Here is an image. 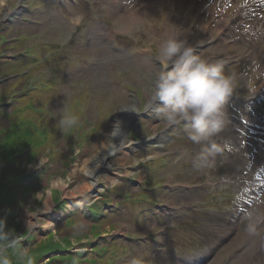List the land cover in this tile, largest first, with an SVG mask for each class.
<instances>
[{
  "label": "rangeland",
  "instance_id": "rangeland-1",
  "mask_svg": "<svg viewBox=\"0 0 264 264\" xmlns=\"http://www.w3.org/2000/svg\"><path fill=\"white\" fill-rule=\"evenodd\" d=\"M14 1L0 0V23L9 9V6L3 3L10 4ZM130 3L131 1L123 0V11L130 10ZM46 5L49 7H45V10H43V3H40L38 5L40 8L33 7L29 12L31 16L43 20V25L27 29L26 27H29L27 23H22L24 25L21 26L19 22H10L12 25L4 30L6 37L11 38L24 29L30 34L28 42L40 48L44 45H55L53 49L43 54L36 49L35 54L42 58L34 65L36 75L32 78L33 81H54L55 88L49 92H31L24 95V98L18 101V105L24 106L29 98H34L37 103L44 105V111L48 107L47 114H54V117L59 118L65 108L73 113L75 109L80 110L79 124H87V131L92 132H90L88 140L78 138L79 146L74 142L64 145L62 158L53 160L50 167L41 166L42 159L34 164L36 172L41 173L43 177L39 182L41 186L36 188L34 193L30 189L25 194L24 185H28L30 179L23 174L22 179L17 180L14 176V179L11 178L8 184L0 182V218L6 220V230L13 229L26 237L22 240V244L29 248L35 259L43 249H40L41 244H34V240L47 237L53 239L49 243L51 247H60L62 252L63 249H70L81 257L89 252L96 255L95 251L91 250L92 246L94 248L97 244L101 246L114 241L117 247L122 246V248H116L112 245L111 250L106 253L107 257L112 256L114 263L125 264L135 258L130 264H147L148 260L155 259L156 253L150 243H146L140 237L152 234L162 226L168 231L166 237L169 254L165 263L168 262V259L171 260L179 250H192L203 244L207 238H209L208 241L220 239L223 242V245L217 250L218 258L216 256L218 260L222 261L225 253L235 248L238 245L237 242L240 243L244 240V237L237 240L235 235L230 234L231 225L227 220L228 209L209 203L203 210L188 211L187 215L181 207L182 203H177L176 209L167 212L161 206L150 201V196L143 197V186L137 185L132 180V175L126 172L131 169L130 165L135 164L139 157L148 159L151 148L148 150L147 147L150 146L139 148L129 153L126 158H122L121 154L108 158V161L113 164L112 175L117 179L109 185L111 189H104L107 182L102 175H99L98 178L104 184V188L101 187L100 191L95 189L96 191L91 193L94 195L89 199L78 196L77 199L84 200L83 203L71 206L72 194L80 193V191H75L76 187L90 184L91 178L87 175V166L89 169L92 158L96 156L99 149L109 148L111 138L109 133L113 130L121 109L128 105H137L139 108L142 105V108H146L142 92L151 93L155 81L151 77L154 76L155 68L159 63L156 59H152L151 53L141 52V46H147L150 41H154L155 44L152 47L159 56L164 32L173 35L175 30L180 32L193 29L195 33H200L205 28L204 19L194 18L190 28L180 16L174 22L170 5L164 2L151 6L147 12L135 19L124 18L120 7L115 6L112 0H77L75 3L66 1L62 7L53 6L51 3H46ZM156 24L160 28L159 31L154 29ZM116 25L122 27L126 34L122 35L111 48L107 46L106 42L108 27ZM76 26L79 27L78 38L69 40V33ZM32 34L39 37L33 38ZM216 42L217 40L210 45L201 58L204 59L206 55L218 51L220 40L217 45H215ZM239 44H243L242 41ZM242 49L240 46V50ZM258 52V55L257 53L253 55V59L248 57L234 65L231 70L229 67L226 68L225 74L247 73L250 74L249 76L254 82H258L260 78L264 77V69L257 64L261 54L260 50ZM107 55H112L115 61L109 60L103 63ZM26 62L28 61L21 63L20 61L13 63L1 61L0 71L15 69L16 66L24 63L23 66H26L28 64ZM122 66L127 71H123ZM139 69L145 71V77L139 73ZM250 69L255 71V75L253 71L252 74L250 73ZM122 78L128 79L131 85L124 86ZM19 86L18 80L10 81L8 84L0 86V94L4 89L10 91L13 88H19ZM81 89H84L86 93L85 101L84 96H76L82 91ZM106 104L109 106L108 110L104 109ZM34 105L37 106L36 103ZM254 105L260 112H264V105ZM226 111L231 112L227 106ZM24 113V117L38 119L37 115L29 111ZM87 117L90 123L86 122ZM152 119L148 115L134 118L128 132L130 135L132 132L135 134L151 133L149 129L158 124V122L153 123ZM95 123L98 124L94 126ZM172 140L174 139L172 138L170 142ZM183 142L189 143L190 154L180 156L172 150L164 169L182 178L199 182L203 170L195 169L193 162L207 146V142L194 144L188 138ZM150 152L153 155L156 153L155 150ZM233 156V153L229 155L224 152L223 155H217L211 167L212 171H219L218 168L223 163L235 165ZM239 162L241 165L244 164L241 159ZM118 172L123 177H120ZM126 175L129 176L126 177ZM135 179L138 180L139 177ZM13 184H16L17 188ZM228 188H223L222 191L229 192ZM8 191H12V194ZM153 193H157V196L161 198L168 197L165 189H157ZM106 194L107 198L104 200L103 195ZM204 194L199 192L194 196V191L177 190L174 196L178 202H181L187 198L200 196V198H207ZM108 200L113 205L117 202L119 207L113 208L114 206L107 203ZM236 203L237 196L233 195L228 199L226 207L232 208ZM50 205H53L51 213L53 209L62 211L58 215L60 220L53 221L48 216L51 215L47 213ZM212 207L215 208L212 209ZM28 210H31V215L34 218L30 223L38 225L30 233L26 231V221L29 219ZM170 222H175L176 227L169 228ZM81 224L86 225V229L83 232H78L77 226ZM41 229L44 230V233L46 229L49 232L41 234ZM100 229L106 230L107 233L99 237ZM126 230L132 238H126L127 236L120 238L121 236L117 235ZM135 237L139 239L137 240ZM31 238L33 240H30ZM44 260H48V258ZM242 260L243 256L234 264H241Z\"/></svg>",
  "mask_w": 264,
  "mask_h": 264
},
{
  "label": "clouds",
  "instance_id": "clouds-1",
  "mask_svg": "<svg viewBox=\"0 0 264 264\" xmlns=\"http://www.w3.org/2000/svg\"><path fill=\"white\" fill-rule=\"evenodd\" d=\"M193 47L179 40L175 34L163 33L158 59L166 70L155 79L148 107L162 118L169 127L184 124L188 139L194 144L207 142V146L196 157L193 167L197 170L211 168L223 148L212 138L229 124L226 106L236 88L233 75L225 74L222 62H209L194 54ZM134 112L135 108H122ZM79 117L65 108L58 121L67 131L79 125ZM122 122L117 120L109 136L115 141L121 134ZM53 205L48 207L52 210ZM26 231L31 232L38 225L30 223L34 218L28 210ZM86 225H78L83 232ZM249 232L254 225L249 224ZM22 234L13 229L6 230V220L0 218V264H35L29 248L23 246Z\"/></svg>",
  "mask_w": 264,
  "mask_h": 264
},
{
  "label": "bare ground",
  "instance_id": "bare-ground-1",
  "mask_svg": "<svg viewBox=\"0 0 264 264\" xmlns=\"http://www.w3.org/2000/svg\"><path fill=\"white\" fill-rule=\"evenodd\" d=\"M219 2V6L216 10V14H219L218 16L215 15L216 22L218 25H223L224 22L229 23V29H234L237 37H241L243 32H247L249 30H254L256 32V36L254 37V40L252 44H256V50H263L264 51V0H170L172 3V10H179L183 7H186L187 12H183V18L188 19L192 15L196 16L198 15L197 9L199 7L205 8V11H210L212 14H214L213 6L215 3ZM198 2L199 6L194 7L193 3ZM210 3H213V6H210ZM151 2H146L145 0H142L140 5L136 8L131 9L130 11H126L125 15L126 17L131 16H139L142 12L147 10L149 7H151ZM238 18H243L245 25L241 26L242 21H239ZM217 28V27H216ZM215 28V29H216ZM248 39V38H247ZM259 41V43H258ZM194 50L196 47H193ZM255 50V51H256ZM162 68H157L156 72H161ZM134 115V112L129 110H123L121 112L120 118L124 123H128L130 118ZM44 131L47 132V128H44ZM126 130L123 125L121 126V134L116 138L114 141L111 137L110 143H109V150L107 149H99L96 156L92 158L91 165L87 166V175L91 178L90 184H82L78 185L75 189V191H80L78 195L72 194V201L71 206L73 204L77 203H83L81 199H77V197H81L84 199H89L92 197L91 194L93 190H102V184L99 180L98 176L102 175V177L107 182V185H110L112 182L115 181L113 175L111 174V163L107 159L111 157L113 154H121V157H125L130 151L137 148L136 145L137 142H135L133 139L125 140ZM99 173V174H98ZM89 178V179H90ZM100 184V185H98ZM263 186L260 188H264V183H262ZM62 185V183H61ZM64 188L63 186H60ZM81 188H85L84 190ZM93 189V190H92ZM259 189L260 192H262L264 197V190ZM95 190V191H96ZM96 194V193H95ZM78 197V198H79ZM56 214L61 213L62 211H53ZM233 231V229H232ZM262 238L259 240L256 248L251 251V257L252 261L249 264H264V234L261 235Z\"/></svg>",
  "mask_w": 264,
  "mask_h": 264
},
{
  "label": "trees",
  "instance_id": "trees-1",
  "mask_svg": "<svg viewBox=\"0 0 264 264\" xmlns=\"http://www.w3.org/2000/svg\"><path fill=\"white\" fill-rule=\"evenodd\" d=\"M4 141L5 139L0 140V182L8 184L11 178L21 171V158L27 145L20 143L19 139L15 140V138L12 141L10 139ZM32 157L33 155L29 154V158Z\"/></svg>",
  "mask_w": 264,
  "mask_h": 264
}]
</instances>
